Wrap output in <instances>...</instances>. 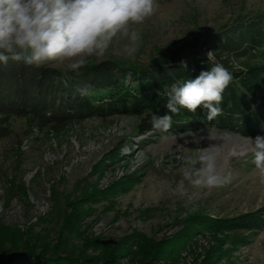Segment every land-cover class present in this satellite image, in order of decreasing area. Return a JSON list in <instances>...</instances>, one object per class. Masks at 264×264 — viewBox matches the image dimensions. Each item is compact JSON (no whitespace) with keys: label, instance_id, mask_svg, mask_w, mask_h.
<instances>
[{"label":"rangeland","instance_id":"374dc122","mask_svg":"<svg viewBox=\"0 0 264 264\" xmlns=\"http://www.w3.org/2000/svg\"><path fill=\"white\" fill-rule=\"evenodd\" d=\"M158 4L138 26L134 58L124 53L127 40L121 38L104 57L89 61L147 64L237 17L264 14V0ZM262 51L250 57L252 64L262 62ZM138 123L136 116L92 118L64 131L31 133L24 119L12 118L11 133L0 141V246L12 238L20 246L64 242L81 256L123 251L120 264L136 263L145 249L161 254L155 264H264V226L230 232L203 227L209 219L264 215V174L253 164L249 140L257 136L235 127L203 126L144 137ZM200 150L215 154L231 180L195 196L185 181L188 193L181 196L176 187L184 160ZM135 154L144 163L118 178L116 171Z\"/></svg>","mask_w":264,"mask_h":264},{"label":"trees","instance_id":"16d2710c","mask_svg":"<svg viewBox=\"0 0 264 264\" xmlns=\"http://www.w3.org/2000/svg\"><path fill=\"white\" fill-rule=\"evenodd\" d=\"M256 50H263V59L252 64L250 57ZM208 51H213L216 61L233 74L223 94L222 114L209 121L206 110L192 113L181 108L176 114L168 113L172 126L167 133L152 130L151 115L168 112L165 105L171 84L194 79L211 67ZM84 84H91L92 88L90 95L82 98L77 88ZM258 109H264V14L237 17L210 33L182 42L168 57L143 65L88 60L77 72H66L51 64L36 67L11 59L6 64L0 62V141L11 133L12 118L24 119L31 133L64 131L92 118L136 116L137 132L150 133L149 137L203 126L235 127L245 135L264 136V114ZM203 225L219 232L251 229L264 226V215L251 212L216 221L209 219ZM7 241L8 246L1 240L0 264H120L125 256L123 251L113 250L81 256L64 242L38 247L35 241L24 246L13 238ZM141 252L134 264H155L161 256L157 249Z\"/></svg>","mask_w":264,"mask_h":264},{"label":"clouds","instance_id":"9594fccd","mask_svg":"<svg viewBox=\"0 0 264 264\" xmlns=\"http://www.w3.org/2000/svg\"><path fill=\"white\" fill-rule=\"evenodd\" d=\"M158 8V0H0V62L6 64L11 59L36 67L56 63L65 66L66 72H77L90 57H104L121 38L127 40L124 53L134 58L140 44L138 26ZM206 56L211 64L208 70L200 71L194 79L171 84L165 105L168 112L151 115L152 130L167 133L172 126L168 113L176 114L181 108L192 113L206 110L209 121L222 114L223 94L233 74L216 61L213 51ZM91 88V84H84L77 92L87 97ZM249 140L253 164L264 174V137ZM181 172L176 187L181 196L188 193L185 181L196 190L195 196L231 180L217 156L206 150L187 156Z\"/></svg>","mask_w":264,"mask_h":264},{"label":"bare ground","instance_id":"6f19581e","mask_svg":"<svg viewBox=\"0 0 264 264\" xmlns=\"http://www.w3.org/2000/svg\"><path fill=\"white\" fill-rule=\"evenodd\" d=\"M150 133L143 134L144 137L149 135ZM142 139V138H141ZM170 154V153H169ZM176 154V153H175ZM131 161L127 164L125 169H119L116 171V176L118 178H121L122 176H125L126 174H130L135 172L145 161V158L143 156H140V154H135ZM172 156V155H170ZM175 156V155H174ZM179 156V155H178ZM176 157V156H175ZM158 162L156 161V166ZM2 208V207H1Z\"/></svg>","mask_w":264,"mask_h":264}]
</instances>
